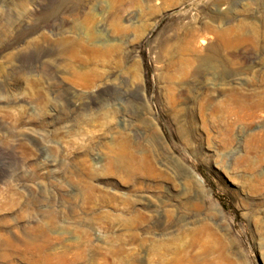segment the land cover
I'll use <instances>...</instances> for the list:
<instances>
[{"label":"rangeland","instance_id":"rangeland-1","mask_svg":"<svg viewBox=\"0 0 264 264\" xmlns=\"http://www.w3.org/2000/svg\"><path fill=\"white\" fill-rule=\"evenodd\" d=\"M0 264H264V0H0Z\"/></svg>","mask_w":264,"mask_h":264}]
</instances>
